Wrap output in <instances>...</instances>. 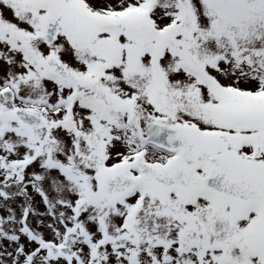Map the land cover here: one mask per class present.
I'll return each mask as SVG.
<instances>
[{
    "label": "snow or ice",
    "instance_id": "1",
    "mask_svg": "<svg viewBox=\"0 0 264 264\" xmlns=\"http://www.w3.org/2000/svg\"><path fill=\"white\" fill-rule=\"evenodd\" d=\"M0 264H264V0H0Z\"/></svg>",
    "mask_w": 264,
    "mask_h": 264
}]
</instances>
